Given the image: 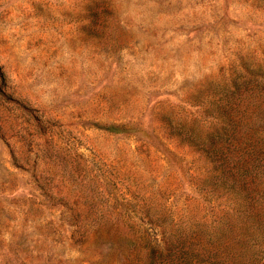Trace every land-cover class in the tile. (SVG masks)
Returning a JSON list of instances; mask_svg holds the SVG:
<instances>
[{
  "label": "rangeland",
  "instance_id": "rangeland-1",
  "mask_svg": "<svg viewBox=\"0 0 264 264\" xmlns=\"http://www.w3.org/2000/svg\"><path fill=\"white\" fill-rule=\"evenodd\" d=\"M178 236L264 264V0H0V264Z\"/></svg>",
  "mask_w": 264,
  "mask_h": 264
},
{
  "label": "trees",
  "instance_id": "trees-1",
  "mask_svg": "<svg viewBox=\"0 0 264 264\" xmlns=\"http://www.w3.org/2000/svg\"><path fill=\"white\" fill-rule=\"evenodd\" d=\"M186 242L184 236H178L174 243L170 239L160 242L148 240L145 255L127 264H236L222 256L212 243L204 247Z\"/></svg>",
  "mask_w": 264,
  "mask_h": 264
}]
</instances>
